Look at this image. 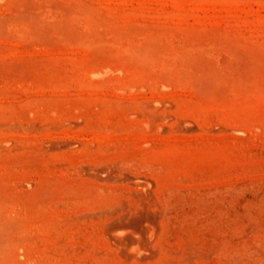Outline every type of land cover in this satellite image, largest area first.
<instances>
[{"label": "rangeland", "instance_id": "374dc122", "mask_svg": "<svg viewBox=\"0 0 264 264\" xmlns=\"http://www.w3.org/2000/svg\"><path fill=\"white\" fill-rule=\"evenodd\" d=\"M0 264H264V0H0Z\"/></svg>", "mask_w": 264, "mask_h": 264}, {"label": "bare ground", "instance_id": "6f19581e", "mask_svg": "<svg viewBox=\"0 0 264 264\" xmlns=\"http://www.w3.org/2000/svg\"><path fill=\"white\" fill-rule=\"evenodd\" d=\"M149 127V126H148ZM2 142V141H1ZM148 215V214H147ZM116 232V231H115ZM118 233V232H117ZM136 247V246H135ZM139 249V248H138ZM135 250H136V248H135ZM148 251V250H147Z\"/></svg>", "mask_w": 264, "mask_h": 264}]
</instances>
